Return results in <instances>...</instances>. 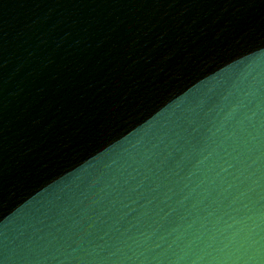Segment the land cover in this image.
<instances>
[{"label": "water", "instance_id": "water-1", "mask_svg": "<svg viewBox=\"0 0 264 264\" xmlns=\"http://www.w3.org/2000/svg\"><path fill=\"white\" fill-rule=\"evenodd\" d=\"M0 264H264V0H0Z\"/></svg>", "mask_w": 264, "mask_h": 264}]
</instances>
